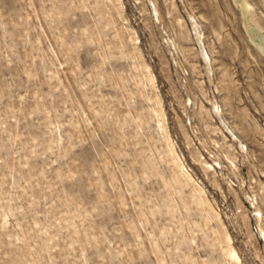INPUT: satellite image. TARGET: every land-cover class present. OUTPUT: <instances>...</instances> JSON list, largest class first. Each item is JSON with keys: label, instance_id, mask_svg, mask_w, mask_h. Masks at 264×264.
<instances>
[{"label": "rangeland", "instance_id": "obj_1", "mask_svg": "<svg viewBox=\"0 0 264 264\" xmlns=\"http://www.w3.org/2000/svg\"><path fill=\"white\" fill-rule=\"evenodd\" d=\"M251 32L264 0H0V264H264Z\"/></svg>", "mask_w": 264, "mask_h": 264}, {"label": "bare ground", "instance_id": "obj_2", "mask_svg": "<svg viewBox=\"0 0 264 264\" xmlns=\"http://www.w3.org/2000/svg\"><path fill=\"white\" fill-rule=\"evenodd\" d=\"M248 7H250V5H248ZM156 11V10H155ZM157 13V12H156ZM192 18V20H193V23H194V28H195V30H196V32H197V34H198V36H199V39H200V41L199 42H201V44L203 43V37H202V33H201V31H200V27H199V25H198V23L195 21V18H193V17H191ZM253 32V31H252ZM251 32V40H252V42H253V44L256 46V47H258L261 51H264V44L263 43H261V42H259L258 40H256L255 38V35H254V33H252ZM204 51V57H205V59H206V61L207 62H211V59H210V57H209V54L207 53V52H205V50H203ZM211 64V63H210ZM216 113H219V115L218 116H220V108L219 107H217L216 108ZM158 115V114H157ZM159 117V116H158ZM222 117V116H221ZM223 123V122H222ZM223 125H224V123H223ZM225 125H227V124H225ZM162 128V127H161ZM236 141V140H235ZM180 157V156H179ZM184 170V169H183ZM255 200V199H254ZM258 215H260V217L258 218V222L259 223H261V221H262V218H263V216H262V214L260 213V212H258ZM263 223V222H262ZM260 227V229H259V233H260V236L264 239V229L262 228V226H259ZM229 257L230 258H233L234 260H236V262L237 263H239V264H243V263H241V260H240V257H239V255L237 254V252L233 249V248H231L230 250H229Z\"/></svg>", "mask_w": 264, "mask_h": 264}]
</instances>
